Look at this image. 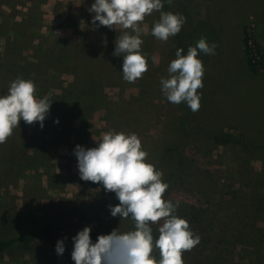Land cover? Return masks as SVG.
<instances>
[{
    "label": "rangeland",
    "instance_id": "374dc122",
    "mask_svg": "<svg viewBox=\"0 0 264 264\" xmlns=\"http://www.w3.org/2000/svg\"><path fill=\"white\" fill-rule=\"evenodd\" d=\"M91 2L0 0V74L9 78L0 76L1 83L21 76L35 83L37 97L80 103L57 110L52 101L46 117L60 115L61 128L41 135L47 144L38 154L31 144L25 153L0 144V237L53 211L59 213L60 231L85 225L99 233L130 229V220L109 214L108 205L118 203L114 193L79 178L72 153L75 145L95 146L104 132L116 130L136 133L146 159L163 174L174 159L167 147L178 144L184 150L187 177L176 185V212L198 210L205 223L194 232L199 243L182 253L184 264H248L251 258L258 264L256 255L264 262L262 155L201 134L229 130L264 141V67L259 74L250 70L242 40L246 26L260 42L264 63V0H182L183 11L176 0L168 5V11L188 9L197 40L216 44L215 54L199 56L204 74L195 112L161 93L160 79L168 76V63L181 46L174 36L160 41L150 34L159 14L141 22L148 69L130 83L122 78V57L112 54L123 29L93 27ZM88 87L92 95L85 92ZM0 264L74 262L43 246L33 253L6 252Z\"/></svg>",
    "mask_w": 264,
    "mask_h": 264
},
{
    "label": "clouds",
    "instance_id": "9594fccd",
    "mask_svg": "<svg viewBox=\"0 0 264 264\" xmlns=\"http://www.w3.org/2000/svg\"><path fill=\"white\" fill-rule=\"evenodd\" d=\"M172 0H92L87 7L93 27L105 26L123 31L115 38L113 55L122 57V78L130 83L141 78L148 69L141 52L145 29L141 22L157 12L158 18L150 34L160 41L177 35L186 18L182 13L163 10ZM216 44L205 37L195 45L175 50V58L167 66L168 76L161 77L160 90L168 102L184 103L195 112L200 107L204 66L200 54H215ZM36 85L17 76L10 81L7 92L0 94V144L12 134L21 120L38 123L41 128L53 100L37 97ZM59 122L58 118L54 121ZM79 178L112 192L118 203L108 205L112 217L130 220L132 227H117L107 233L91 236L92 226L85 225L70 237V258L74 264H184L182 253L199 243V236L188 221L176 213L178 201L164 198L168 183L163 172L150 163L141 140L134 132L108 130L95 146L77 144L72 150ZM153 225H156L155 235ZM68 237L55 242V253L62 256ZM155 253V254H154Z\"/></svg>",
    "mask_w": 264,
    "mask_h": 264
},
{
    "label": "trees",
    "instance_id": "16d2710c",
    "mask_svg": "<svg viewBox=\"0 0 264 264\" xmlns=\"http://www.w3.org/2000/svg\"><path fill=\"white\" fill-rule=\"evenodd\" d=\"M179 2V6L181 5L180 2L182 0H176ZM168 3H165V11L167 10ZM182 9V6H180ZM183 11V9H182ZM182 14L186 18V22L181 28V31L174 36V40L177 46H181L184 51L186 52L189 45H195L197 41L196 27L193 29L192 27V19L191 15L188 12V9ZM195 26V25H194ZM243 44L245 45L244 54L246 56V63L250 70L254 73H261L263 71L264 63H263V54L261 50L260 42L256 39L253 31H250L248 27H244L243 30ZM7 74H0V76L5 79L7 78ZM9 79V78H7ZM9 82L6 84L1 83L0 80V94H5L7 92ZM87 87V86H84ZM83 87V88H84ZM93 88L88 87L85 89L87 94L92 95ZM79 92V91H78ZM82 92V91H80ZM79 92V93H80ZM83 93V92H82ZM53 98V97H50ZM53 107L55 104V109H63V107L70 106L69 108H77V105L80 103H75L74 105H70L67 102H63L60 98L53 99ZM190 111L187 109L186 117L189 115ZM50 114L49 117H46L44 120V126L41 128L38 123L33 124H26L23 120L20 121L17 130L18 132H12V134L6 139L5 143L2 144L4 147H8L6 150H16L21 148L24 153L27 149V144H31L33 146L34 154H38L43 149V144L45 140L42 138L43 134L47 133L46 131H57L58 128H61L60 122H54L59 116L56 114ZM58 116V117H57ZM184 118L179 121L180 126L184 125ZM64 126V123H63ZM31 130L32 133L28 134L26 131ZM33 131H38L40 133L35 134ZM204 135H209L215 138L219 144H233L242 146L243 149H246L250 152H255L261 154V159L264 162V141L258 140L254 141L250 138L244 137V135L235 133L229 130H210L206 129L203 130ZM42 135V136H41ZM25 143V144H23ZM47 144V143H45ZM26 145V146H25ZM168 150H171L173 153L174 159L172 160L169 167L167 166L164 170L163 180H165L169 187L164 193V198L175 202H180L176 199L174 192L176 189L177 183L187 177V165H186V157L183 155V152L179 151L178 144L176 146H168ZM21 153V152H18ZM23 154V153H22ZM258 197V196H257ZM179 204V203H178ZM188 206V205H187ZM49 213V212H47ZM44 213V218L42 217H35V222H32L31 226L16 228L13 230L11 234H5L4 236L0 237V256L4 253L8 252L11 253L12 251L23 252V253H33L40 250L43 246L48 247L55 253V242L59 238L68 237L66 242V249L62 256L70 258V250H71V240L70 237L75 234L76 231H60V219L58 218L57 212H50L49 214ZM179 216L185 218L188 221L189 227L193 230V232H200L203 228V217L202 213H199L198 210L196 211H186L184 207H179V212H176ZM156 225H153L154 235H155ZM99 232L96 229L92 228L91 236L93 239L96 238ZM155 254V253H154ZM256 261L258 264H264L261 261L259 256L256 255ZM248 264H254L252 258L248 262Z\"/></svg>",
    "mask_w": 264,
    "mask_h": 264
}]
</instances>
